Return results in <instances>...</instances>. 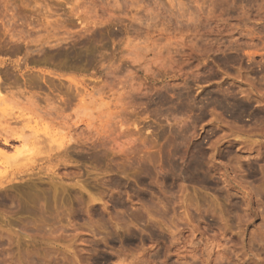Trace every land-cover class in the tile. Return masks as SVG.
I'll use <instances>...</instances> for the list:
<instances>
[{
    "label": "rangeland",
    "instance_id": "obj_1",
    "mask_svg": "<svg viewBox=\"0 0 264 264\" xmlns=\"http://www.w3.org/2000/svg\"><path fill=\"white\" fill-rule=\"evenodd\" d=\"M0 264H264V0H0Z\"/></svg>",
    "mask_w": 264,
    "mask_h": 264
}]
</instances>
